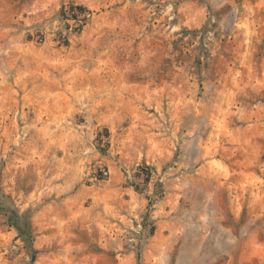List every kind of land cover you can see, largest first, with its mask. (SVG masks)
Instances as JSON below:
<instances>
[{"label": "rangeland", "instance_id": "obj_1", "mask_svg": "<svg viewBox=\"0 0 264 264\" xmlns=\"http://www.w3.org/2000/svg\"><path fill=\"white\" fill-rule=\"evenodd\" d=\"M0 264H264V0H0Z\"/></svg>", "mask_w": 264, "mask_h": 264}, {"label": "trees", "instance_id": "obj_2", "mask_svg": "<svg viewBox=\"0 0 264 264\" xmlns=\"http://www.w3.org/2000/svg\"><path fill=\"white\" fill-rule=\"evenodd\" d=\"M70 11L71 12H73V11H77L78 12V14H77V16H80L81 18L80 19H76V15H75V17H73L74 19H76V20H79V21H81V27L84 25V22H85V19H86V13H85V11H84V9H82V7L81 6H71L70 7ZM80 27V28H81ZM139 171H143V169H139ZM143 182L144 183H148L149 182V174H145V175H143ZM134 187H135V189H137L138 190V187L136 186V185H133ZM161 194V192H159L157 195H155V196H158V195H160ZM149 206L151 205V204H153V202H154V200L151 198V197H149ZM34 259V256H32V258H31V260H33Z\"/></svg>", "mask_w": 264, "mask_h": 264}, {"label": "built area", "instance_id": "obj_3", "mask_svg": "<svg viewBox=\"0 0 264 264\" xmlns=\"http://www.w3.org/2000/svg\"><path fill=\"white\" fill-rule=\"evenodd\" d=\"M71 13L74 15V17H75V15H76V19H80V18H81L80 16H77V14H78L77 11H73V12H71ZM85 13H86V12H85ZM76 19L73 18V20H75L76 23L79 24V25H77L76 27H77V28H80V27H81V21L76 20ZM106 178H107V173L101 171V173L99 174V179H100V180H105Z\"/></svg>", "mask_w": 264, "mask_h": 264}]
</instances>
